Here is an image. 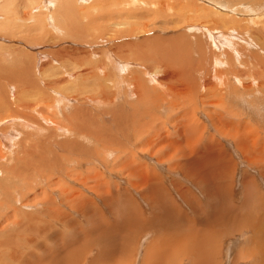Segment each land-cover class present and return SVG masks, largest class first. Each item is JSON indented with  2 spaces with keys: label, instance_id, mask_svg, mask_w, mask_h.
I'll return each mask as SVG.
<instances>
[{
  "label": "rangeland",
  "instance_id": "obj_1",
  "mask_svg": "<svg viewBox=\"0 0 264 264\" xmlns=\"http://www.w3.org/2000/svg\"><path fill=\"white\" fill-rule=\"evenodd\" d=\"M26 1H29V0H23V1L17 0L16 1L17 3H15L10 8L9 15H5V18H4L3 12H0V18H1L0 19V23H1L0 24V87H2L4 84L8 82H10L12 85L22 84V86L25 88L23 93L28 98L22 99L23 97L22 98L19 97L21 99L20 103H22V105H25L26 103L31 104V105L39 104L40 109H44V115H48L47 117H51V116L54 117L53 120H55L57 126H53L52 124L45 125L41 121H40L41 123L39 124L31 123L30 120H33L35 122L37 121V117H34V115L31 112L20 113L19 117L24 116V118H22L23 119L22 121L21 120L8 121L7 125L6 124L2 125L0 123V132L2 131L6 134L10 132V133L15 134V137H11V138L9 137V140H8L9 142L5 141V143H7V145L4 144L5 147L4 146L2 147V144L4 142L0 139V147H2L0 151L4 153V155L3 154L2 155L5 157L3 158V160L0 159V230L8 231V230H14L18 228V225L13 223V219H14V216L19 215L18 212L20 211H27L26 213H29L30 215L32 213L33 217L36 216V219L38 218L37 220H39V222L37 223L38 225L34 224V230L36 229V231L28 233L24 231L17 232L14 230L12 234L10 235L13 242H15V244L14 243L13 244L19 246L18 247L19 249L21 250L23 249L25 256L28 255V258L26 259L27 261L26 260L25 262L17 261L18 263L16 264H24V263L25 264H39L35 262L37 257L39 258V260H41L42 258L47 259L48 257L52 255H58V252H60L59 256H61L60 254H61V251L63 250L61 249V247L62 248L69 247L70 245L75 246L77 243H78L77 245L82 244L84 241L83 242L81 241L84 238L87 241H89L90 244L89 245L84 244L83 245L84 247L83 246L79 247L80 249L86 250L84 254L83 253L80 254L79 258L83 259V257H86L87 258L86 262H88L91 256L96 257L100 249L102 247L104 248V246L109 244V242H111L110 244L112 245L120 241L119 234L121 232V229L125 228L123 226V223L124 222L128 223L130 219H132V221L137 219V221L140 223L138 224V227H137V229L139 230V233H137L136 236L140 235L141 238L138 240L137 244L134 241L133 243L134 252L132 251V254L129 257V259L132 261V263L133 261H135L133 264H142L143 260L145 259V254H144L145 247L146 246L150 247V244L152 248V253L155 254L154 252V250L156 249L155 247H157L158 249L161 246L156 245L155 247H152V244L154 243V241H157L161 237V235L163 236V234L165 233L164 227L166 226L165 225L166 222H164L165 220L161 218L162 225L161 227L157 226L158 228L159 227L161 228V229L159 228L160 229L159 231L158 230L156 231L157 234L153 232L155 227L153 230H151L146 224L141 223L143 220H144V223L148 222L152 217L151 216L152 212L155 211L153 215L157 214L156 213L157 210L153 209L149 205V203L147 202V199H143V195L138 189H135L134 185H131L130 182H132L133 184H137L139 182L140 184V181H138L137 176H136L137 178L130 176L129 171H128L130 167L132 169L133 168H136V169L138 168V170L140 169L139 170L140 174L142 173V171L143 173H145L146 171L147 172L146 174L150 176L151 179L155 183H157V186L155 187V189L158 188L160 191L163 190L159 195H160V198L164 201V205L167 208H169L167 209V208L162 207L163 210L164 209L168 210L167 214L170 213L171 211L172 213H176L177 211H180V209L184 211H187L189 209L184 203V200L179 196L177 191L173 187H170L171 182L175 183L176 185L180 184V186L186 187V189L189 190V193H192V195H194L196 199L198 213L194 212L193 214H190L187 211V216L190 220H192L193 218L196 219L197 215H199L201 217L208 218V221H209L211 219V214H213L215 212L214 210L217 208L223 209L222 210L223 212L224 211L227 212L229 208H232L235 210L236 214L239 215V217L240 215H243V214L246 215L245 213H247L248 215L247 218H251L252 215H249V214L251 213L253 214L255 211L252 208L249 209V207L252 206L256 202L255 196L258 190L262 196V199L259 202L264 209V175L262 174L261 176V174L259 173V170H264L263 168H261V165H264V162H261L260 165L257 163L256 165L253 162L251 164L246 162L244 157H242L243 151H240L241 149L239 150V148L237 147L238 144L236 143V141H233L230 139V137H228L229 135H233V134L237 135V138H236L237 140L238 139L240 140V137H242L241 138L242 142L240 141V147H244V146L247 147L249 145L250 148L248 147L247 151L250 152V154L259 156L261 158L264 157V85L257 87V83H252L254 82L253 80L250 79L249 80L250 82L246 80V82H244L245 85L252 84L253 86L251 88L252 91L250 90L248 92L249 95L248 94L244 95L243 89H241V86L239 87L237 84L238 83L237 80L240 78L237 79L236 77L237 75L238 77H240L242 74H244L245 76L246 68L247 67L251 68L252 65L245 67V64L241 65L240 62H238L240 63L238 64L237 62L232 61L233 59H231L227 64H225V62H221V63H218L219 65L216 64V66H214L211 62V59H212L211 54L209 53L210 46L218 44L220 48L214 50L216 52L215 56L217 58L219 57V59H222L221 54L225 56L224 50L228 51L230 47L233 46V44L243 45L244 42H246L243 45L244 47H246V45L249 46L251 43H253L251 47L249 46L250 48L247 53V57L243 58L242 60H245L247 64H250L252 60H255V55H257L259 58L258 60L259 63L264 64V41L260 42V39L264 37V0H213V2L212 0H208V1L206 0L205 1L204 0H173V1L172 0H160L161 2L159 0H105V1L104 0H93L89 4L87 2L81 3L83 6V8L81 9H78L75 6H73V4L79 5L78 3H76V0L75 1L74 0H66V1H63V0L61 1L31 0L29 1V3ZM94 1L96 3H94ZM98 1L99 2L101 1L102 3H100L99 5L97 4ZM168 1L169 3L167 4ZM57 2L59 4H57ZM183 2H185V4ZM40 3L41 5H43L41 7L42 9L40 8L41 10L40 9L34 10L35 8L38 7ZM92 4H94L95 6ZM188 4H192V8L195 7L193 10L196 13L195 14L196 17L198 18H203L209 15L207 13V11H209V8H210V11L211 10L214 11L218 9L221 10L222 8V11L225 13H228L229 10H232V12L230 13L233 16L237 15L236 17L237 18L239 17L238 21L240 22L249 20L250 22L243 23V26L246 25L248 27V29L245 30V35L242 32H240V30L239 32L236 31L239 34V36L243 38V40H241L243 41V43L240 42L239 38L233 36L229 44V45L231 44L232 45L228 46L227 48V45L223 44L224 45L223 46L220 43V41L218 42L219 38L222 39L223 37L222 33H225L224 31H221L222 33H220V29L217 30L218 32H216V30L213 31L210 29L211 30L209 32L210 34H207L205 30L200 31L198 27H197L198 30H192L191 29L192 26H198V25L195 24V22L188 21V19L186 17H183L180 12L181 5L183 6V5H188ZM18 5H20V8H19L20 11L18 10ZM67 5H68V8H67ZM196 5H197V9H196ZM54 6H56L58 9L56 7L54 8ZM65 6L66 8H64ZM70 6L71 7L73 6V7L71 8ZM93 6L96 8H94ZM198 6H199V9H198ZM201 6H203L204 8ZM5 7L7 8V6ZM87 7L92 8L90 15H88ZM228 7L229 9H226ZM74 8H75V11H74ZM202 8H203V11H202ZM233 8H236V9H233ZM237 8L239 11L237 10ZM29 10L31 11L30 13H29ZM85 10H87V13ZM199 10H200V13H199ZM27 12L30 16L28 14L25 15V13ZM59 12L63 13V16L62 14L58 15L57 13ZM69 12H71L72 14L71 13L69 14ZM233 12L236 14H234ZM81 13L82 15L79 16ZM31 14H34V18L33 16H31ZM53 15H55V17ZM64 15L66 19L65 18L63 19ZM73 15H76V16H73ZM84 15H86L87 17L92 15L91 16L92 18L90 19L91 22L90 20L88 21V19H86V16L84 17ZM56 17H59L57 19L58 21L59 20L61 21L60 23L57 21V19H55ZM70 17H72L74 20H72V18ZM82 17L85 19H83ZM2 18H3V21H2ZM41 18L44 20H42ZM67 18L68 19L70 18V19L68 20ZM77 18L78 19L80 18L81 21H79ZM216 18L217 16L215 15V19ZM55 20L57 21V23H55L56 22ZM64 20H67V21H64ZM72 21L73 23L71 24ZM87 21H88V24H90V26H88ZM201 21L205 22L207 20L204 21L202 19ZM13 22L18 23L16 25H19V24L21 25H19L18 27L13 26L12 24ZM43 22H45L49 26V29L52 31V32L50 31V33L52 34L49 33L46 35L45 30H43L42 32L41 26ZM113 22L124 23V25L120 26L119 29L116 30V32H114L115 28L112 27ZM38 23H40L41 25ZM81 23L83 25L86 23L84 27H86L87 29L82 28L83 25ZM214 23L216 22L214 21ZM52 25L53 26L55 25V26L53 27ZM217 25H220L221 27H223L222 26L223 24L221 22H218ZM240 26L241 28H243L242 25ZM65 27H67L66 31L64 30ZM99 27L100 28L102 27L101 32H95V30L98 29ZM232 27L234 28L236 27L237 29V26H232ZM58 28H61V29H58ZM71 28L72 29L74 28L80 34L73 35L75 33L73 32L71 33V30H72ZM60 30H63L62 34ZM69 32L70 34H68ZM193 33L197 37H192L194 35ZM253 36L254 37L257 36V37L254 38ZM185 40H190L192 42L195 41V43L197 44V45L192 44V56H191V59L194 63V69H195V66H196V69L195 70L186 69V73L182 75L184 76V78L182 76L181 77L177 76L176 81L173 82L172 85H177V86L180 85L181 88L178 89L177 87H175L174 92L167 91V93H163L164 90H167L169 84L165 82L164 80L160 79V77L162 76V73H161L162 70L161 69H159V71L152 70L153 71L152 73L149 71L150 69L148 68L143 69V67L147 65L143 64V60L141 59V57L143 56L144 53L140 55V52H142L146 48H151L152 45L154 49L158 48V46L160 49H164V48H161L164 46H166L167 49H170L171 44H174L172 45L174 47H178V48L180 47V50H184L181 44L184 43ZM196 40L198 42H196ZM223 40H224V37H223ZM199 41H201V43ZM202 44L204 45L202 47L204 49L201 48ZM198 45H200L199 49L196 50V48H198ZM113 46H116V47L113 48ZM193 48L195 49V51L193 50ZM180 50H178L179 54L181 53ZM136 51L138 52V56H139L138 62L136 61L135 58H133V53H136ZM161 51L162 50H159L158 53H161ZM199 51L201 52L200 53L201 55L197 54ZM96 54H98V56ZM243 54H245V52H243ZM39 56H40V60H39ZM203 56H205V59ZM93 58H95V61ZM199 58H202L201 60H203V62H201ZM208 59L210 60V62L208 61ZM195 60L197 62L200 60L197 65H196ZM96 61H98V63H96ZM207 61L209 62L210 65L212 64V66H210ZM88 63H91V67H89ZM93 64H96V65H93ZM102 64L103 65L105 64L104 66H106V69H108L109 72L111 71L113 74L115 73L117 78L127 73L130 79H133V81L131 82L132 84L130 83L128 87L125 84H122L121 86L118 85L117 88H119V91L125 92V89H128L131 92L136 91L137 93L140 91L138 97L133 96V98H130V97H126V95H121V98H116L113 101L110 99V97L112 96L111 98H113L112 90L114 89L102 91L108 94L109 99L111 100L110 102H112L114 105V108L112 107L113 105L111 106L105 105L106 107L99 106L101 110H103V117L98 112V109H97L99 108L98 105L91 103L87 99L89 97L95 98V96L98 94L96 91H94V89L89 88V90H84V91H88L87 93L90 92L91 93L90 96L88 94L79 95L78 93H74L73 90H71L70 88L68 89V85H65L63 83V81L66 80L70 82L71 84L72 83L75 84V86L77 87V84L75 83L76 80L79 81L80 79H84L83 77L85 76L84 74H86V72H91V69H92V73L93 72L98 73L97 71H99V69L95 66L100 67L102 66ZM127 64L128 66H126ZM150 64L151 65L149 66L151 67L155 66L153 62H151ZM212 67L215 69L217 68L216 71ZM93 68H96V69H93ZM240 68L242 69L240 70ZM193 70L194 72H192ZM207 73L210 75H208ZM191 74L193 75V77L194 76H197V77L193 79ZM150 75H152L151 77H153L154 79L158 80L156 81L157 83L159 84L161 83L160 89L158 87L154 91L153 86H152V84L154 85V83L151 82ZM186 75H189L190 77ZM101 76L103 77V75ZM68 79L71 80L72 82L69 81ZM262 79L264 80L263 76H262ZM33 81H35V83ZM240 81L242 82L241 79ZM68 82H65V83H68ZM135 82L136 84H134ZM117 83H118V79H117ZM187 83L192 85L193 88H189L186 85ZM235 84H237L238 87ZM48 85L50 86L52 85L53 91L48 90L47 88ZM228 85H229V88H228ZM140 86L142 88H140ZM212 86L213 88H211ZM233 86H236V87H233ZM205 87L206 88L210 87L211 89L209 88L207 90ZM136 88L138 89V91L136 90ZM218 88L220 90H218ZM140 89H143L142 90L143 92ZM184 89H186L188 92H191V94L190 95L187 93L183 94ZM176 90H178L179 93ZM212 90L213 91L216 90V91L213 92ZM0 91H1L0 97L3 100L1 98L0 99L2 101L6 99V101L7 100L10 101V103L14 102L12 100L15 97L13 92H9L5 86H3L2 89L0 88ZM136 92L135 94L138 95ZM193 92H194V95H193ZM6 93L9 95H6ZM155 93L164 95L165 97H162L164 99L160 100V99L154 98V100H151L150 98ZM218 94L220 95L223 94L224 96H220ZM176 95H179V97H177ZM192 95L195 96L196 99ZM201 97H203V99ZM192 101H194V103ZM219 103H221L220 105L223 104L224 107H220L218 105ZM49 106L56 107L54 108L56 111L53 108L52 110L50 109L46 110L49 108ZM224 109L234 111L233 117H226L232 114H226V111H224ZM105 112L107 113L105 114ZM30 113L32 115L31 117L29 115ZM130 113L132 115H135L136 117H130L131 116ZM6 114L9 116L10 114H16V113L14 111V108L12 109V107L8 108L7 110L5 108H0V117L1 118L6 117L7 116ZM53 114L54 115L56 114V116H54ZM64 116H68V117L65 119ZM138 116H141V117H138ZM29 118L31 119L29 120ZM69 119H70V122H69ZM133 119L134 120L136 119V120L134 121ZM220 121H222L221 124L217 125L216 122H220ZM24 122H28L30 125H33L34 127L33 128L24 127ZM82 122H86L85 125H82V128H80L79 126L81 131H83L82 137L84 138V140H81L79 138H78L79 140L77 139L79 134H77V136L76 135L74 136L73 134H70V133L64 134L61 131H57L56 129V128L62 129L63 127L66 126V123L67 124L74 123L75 125H78ZM214 123H215V126H214ZM104 126H106V129L103 128ZM223 126L224 128L227 127L228 132L224 131ZM231 127H236L237 129H239L240 131L239 135ZM68 128H69V131H71L69 125H68ZM251 128L255 129L252 133L249 132V129ZM46 129H47V132H46ZM87 130L89 131L87 132ZM201 130H203V132ZM190 131L195 134H190L189 133ZM195 131H197V134ZM90 133L92 135L97 134L96 135L97 139L101 137L103 139L102 133L106 134L107 137H105L104 140H107L110 137L111 138L110 140L112 139L118 140V143L120 142V139L113 138V136L120 137V135L128 133L134 137H131L132 139L130 143L126 145L127 147L121 146L119 144L118 145L113 144L114 140L109 141V143L107 144V149L109 150L106 149L104 151V146L97 147L95 143L96 138H93V136L90 135ZM141 135L143 136L141 137ZM221 135L225 136L226 139L223 138ZM57 136L58 138L56 139L55 137ZM246 136L248 139L246 138L244 139V137ZM251 136L253 138H251ZM62 140H66L64 145L57 143ZM184 140L185 142H183ZM252 140L256 142L255 146H252L253 144ZM172 141L177 142V144L172 146L171 145ZM244 141L245 143H243ZM150 142L153 145H150ZM175 142H172V144ZM241 143H243L244 145ZM145 144L146 146H144ZM156 144L159 147H157ZM10 145H11V148H10ZM186 146L188 150L186 149ZM204 146H206L208 149L210 148V150L209 151L206 150ZM94 147H96L95 152L94 150H92V148ZM194 147L196 149L195 154H191V152L192 153L194 152ZM77 148L79 150H76ZM170 148L172 149L171 153L169 151L171 150ZM197 149L201 151L200 152L201 154L205 155L207 153H210V155L213 157L214 160L212 158L210 159L211 161L209 160L211 163L210 165L212 166V167H209V169L211 168L210 170H212V168H217V169L221 168L224 170V171L223 170L221 171L223 175L222 177L218 178L217 180L212 181V182L217 181L216 183L219 185V188L222 189L223 187L225 189L224 194L221 193V195L224 197H221L220 207L217 206L218 200L220 199L218 195L213 196L214 194L203 193L207 191L208 189L207 186L199 184V183L198 184L201 186L194 184L193 180L185 178L182 175L181 170L179 169H175L174 171L175 173L168 171L167 165H171V160L176 161L175 159L178 158L181 161L182 158H184L183 161H188L190 154L193 158H195L196 154H199V153H196ZM63 150H65L64 153H63ZM120 150L123 151V155L121 154ZM257 150L259 151V154ZM107 151L109 152L111 151L112 155H110V153H107V154L105 153L107 155L106 156L104 152H107ZM168 151L170 154L168 153ZM182 151L184 152V155ZM173 152L175 153V155ZM177 153H180V155ZM14 154H16V156H14ZM81 154L83 155L81 156ZM164 155H167L168 158L164 157L166 159L162 161V159H164L163 158ZM176 155H179V157ZM122 156L124 158H122ZM160 156L162 159L160 158ZM76 158H78V160ZM157 158H159L158 160H161L159 161L161 163L156 162ZM123 159L124 160L130 159V163L128 164L129 167L128 165H125L123 163L122 161ZM193 160H189V161H193ZM131 162L134 163L136 166L139 164L138 166L140 167L138 166L136 167ZM42 164L43 165L45 164V165L42 166ZM73 165L76 168V170H74ZM64 167L65 168L67 167L66 169L68 171L64 169ZM117 168L118 170L116 171ZM11 169H14L15 172H17L16 175L14 176L11 175ZM108 169L109 170L111 169V171L109 172ZM209 169L207 170L209 171ZM81 170L83 171V173L81 172ZM88 170L89 171L91 170V172H89L90 174L87 172ZM70 172L71 173L74 172V173L71 175ZM213 173H215V171ZM228 173H230L231 176L228 175ZM74 174H76L75 175L76 177L73 176ZM157 174L160 175L161 177L158 178ZM77 175H79L80 178H77L79 177ZM94 175H96L98 177V181H100L99 183L97 182L99 184V188L102 191L108 190L109 192L108 194H106L107 192H103L106 198V202H104V200L100 198L99 199L97 197L94 198V199L97 198L96 200H94L96 207L95 209L89 210V213L82 215L80 213L73 211L69 207H62L60 212L64 217H66V221L65 222L64 221L55 222L54 219L51 218L52 219L51 220L46 215L44 216V213L46 212L41 213L38 207H34L33 202L36 199H39L40 200L39 202L42 203L41 201L42 192L44 195L53 196V199L55 200V198L56 199L58 198L59 193L61 191L70 189V190H73L74 192L82 194L83 197L81 201H83L84 199H88V198L92 199L93 196L90 193L88 186L90 185L93 186L95 184L96 181L94 179ZM226 175L227 177H225ZM64 176L66 177V179ZM88 177L91 178L92 180L89 179ZM60 180L63 182H61ZM38 182L41 183L42 185L39 184ZM80 182H81V186L78 185L80 184ZM32 183L34 187L30 188ZM52 185L54 187H52ZM210 186H209L208 191L211 190ZM46 187L48 188L49 191L47 190ZM85 187H87V189ZM203 187L205 188L207 187V188L204 190ZM27 188H30V189H27ZM243 189L244 191L242 192ZM252 191L254 192L253 194H252ZM23 192L25 193V195ZM209 193H211V191ZM36 195H38L39 198L35 197ZM247 195L248 196L250 195V196L248 197ZM17 198L19 199V204H17L19 211L15 210V206L13 207ZM248 198H251L252 200ZM120 199L121 200L124 199L125 201L124 200L121 201ZM253 199H254V202H253ZM23 202L26 204H24ZM125 202L127 203L125 204ZM172 203L175 205L174 210L170 209V205ZM242 204L248 210V212L246 209L243 210ZM24 205H27V206H24ZM124 207L126 211L124 210ZM227 208L228 210H226ZM124 211L128 212L129 214L128 213L125 214ZM123 212H124V215H123ZM30 215L26 216L29 218H24L25 215L24 216L22 215L23 223L26 220L28 222H31V221L33 222V220L30 218ZM158 215L161 216V212H158ZM263 216H264V211H263ZM217 221H218L217 219L213 221L214 224L212 225V227H214L216 241L212 239V242H211L212 244H214L213 246H215L213 250L215 251V253L217 252L219 248V251L217 252L218 255L216 253L214 256L215 262L217 261L219 264H254L255 262L253 261H256L257 264H264V258L257 256V249L259 248V250L264 251V244L259 245L258 248L252 247L250 246V244L247 245L246 243L243 245V243L245 242L243 240L245 239L243 238L244 235H241L240 233H232V231H229L231 229L230 228L231 226H229L230 224H228L229 227L228 226L225 227L221 224H216ZM46 225H48L49 227ZM97 225L98 227H96ZM217 225H220L223 227L218 228ZM261 225H263V223H261ZM35 226H37L38 228ZM157 227L156 229H158ZM96 229H100V230L103 229L102 231L105 232V234L108 236H103L102 238H99L100 236H98V233L100 231H98L97 234L92 235L93 231H96ZM261 229L263 230L264 226H262ZM42 230L45 232L43 233ZM47 230L49 234L47 233ZM220 231H224V232L220 233ZM176 232H177L176 230L173 231V233H176ZM250 232H251V229L247 228L246 233L244 234H247V235L252 234ZM46 233L48 237L45 235ZM29 234L30 235L32 234V235L30 236ZM154 234L156 235L154 236ZM33 235L34 237H32ZM110 236H113V238L115 239H111ZM156 236L158 237L156 238ZM26 237L32 238V240L34 239L36 243L35 244L32 243L34 245L31 244L27 247L26 243L24 242V239ZM106 237H108L109 242H107ZM147 239H149L150 241ZM188 246L191 247L193 245L190 244ZM188 246H186L187 250H190ZM250 247H251V250L250 249L248 250V248ZM94 248L96 250H94ZM87 249L88 250L91 249V251L93 249V251L92 252L90 251L89 254H86L88 252ZM160 249H161L159 251L160 254L158 255V258H160V260L158 261L156 260V262L164 260L165 258L161 251L167 252L169 250V248L168 250H165L162 248ZM173 249L174 248H172V250ZM2 250L5 251L6 249L2 248ZM48 250L52 251V252L50 251V253H52L51 255H48ZM177 258H174L172 262H176V261L182 262L183 258L181 257H179L178 259ZM251 258H254V259H251ZM1 259H2L1 262L10 264L6 256H2ZM116 261L118 262L119 260H116ZM182 264H187V260H185Z\"/></svg>",
  "mask_w": 264,
  "mask_h": 264
},
{
  "label": "bare ground",
  "instance_id": "obj_2",
  "mask_svg": "<svg viewBox=\"0 0 264 264\" xmlns=\"http://www.w3.org/2000/svg\"><path fill=\"white\" fill-rule=\"evenodd\" d=\"M17 0H0V12H3V14H4V18H5V15H9V10H10V8L15 4V3H17L16 2ZM23 1V0H22ZM29 1H31V0H29ZM29 1H26V2H28L29 3ZM43 1V0H42ZM46 1V0H45ZM52 1V0H51ZM56 1H61V0H56ZM63 1H66V0H63ZM75 1V0H74ZM93 0H76V3H78L79 5H74L73 4V6H75L76 8H78V9H81V8H83V6H82V4L81 3H83V2H87L88 4L90 3V2H92ZM105 1V0H104ZM160 1V0H159ZM158 1V2H159ZM173 1V0H172ZM205 1V0H204ZM206 1H208V0H206ZM33 2V1H32ZM31 2V3H32ZM72 2V1H71ZM80 2V3H79ZM161 2V1H160ZM164 2V1H163ZM162 2V3H163ZM186 2V1H185ZM185 2H183L184 4H185ZM212 2H213V0H212ZM220 2V1H219ZM70 3V2H69ZM73 3V2H72ZM71 3V4H72ZM94 3H96L95 1H94ZM100 3H102L101 1L99 2H97V4H99L100 5ZM104 3V2H103ZM161 3V4H162ZM169 3V1L167 2V4ZM214 3H215V1H214ZM57 4H59L58 2H57ZM57 4H56V6H57ZM164 4V3H163ZM166 4V3H165ZM196 4H197V2H196ZM222 4V3H221ZM235 4V3H234ZM17 5V4H16ZM21 5H23V4H21ZM92 5H94V4H92ZM173 5V4H172ZM238 5V4H237ZM5 6H7V8L5 7ZM37 6V5H36ZM43 5H41V3L38 5V7L37 8H35L34 10H36V9H40L41 7H42ZM56 6H54V8L56 7ZM60 6V5H59ZM64 6V5H63ZM72 6V7H73ZM95 6V5H94ZM93 6V7H94ZM98 6V5H97ZM195 6V5H194ZM200 6V5H199ZM199 6H198V9H199ZM206 6V5H205ZM245 6V5H244ZM22 7H24V6H22ZM35 7V6H34ZM71 7V6H70ZM71 7V8H72ZM85 7V6H84ZM201 7H203V6H201ZM234 7V6H233ZM246 7V6H245ZM6 8V9H5ZM19 8H20V5H18V10H19ZM57 8V7H56ZM61 8V7H60ZM64 8H66V6L64 7ZM67 8H68V5H67ZM94 8H96V7H94ZM195 8V7H194ZM194 8H192V4H188V5H181V9H180V12H181V14H182V16L183 17H186L187 19H188V21H190V22H195V24H197L198 26H192L191 27V29L192 30H200V31H206L207 32V34H210L209 32L211 31V30H216V32H218L217 30L218 29H220V33H222L221 31H224L225 33H222L223 34V37H224V40H223V37H222V39H218V42L220 41V43L223 45V44H225V45H227V48H228V46H231V45H229L230 44V41H231V39H232V37L233 36H235V37H237V38H239L240 39V42L241 43H243V41H241V40H243V38L241 37V36H239V34L236 32V31H238L239 32V30H240V32H242L244 35H245V30L246 29H248V27L245 25V26H243V23L245 22V23H248V22H250L249 20H245V21H242V22H240V21H238V18L236 17L237 15H235V16H233L230 12H232V10H229L228 11V13H225V12H223L222 11V8H221V10L220 9H218V10H214L213 8V10L214 11H210V8H209V11H207V13L209 14V15H207V16H205V17H203V18H198V17H196V13L194 12ZM204 8V7H203ZM203 8H202V11H203ZM231 8V7H230ZM241 8V7H240ZM28 9H29V7H28ZM42 9V8H41ZM40 9V10H41ZM58 9V8H57ZM78 9H77V11H78ZM87 9H88V15H90V13H91V11H92V8H90V7H87ZM196 9H197V5H196ZM207 9H208V7H207ZM226 9H229V7L228 8H226ZM233 9H236V8H233ZM39 10V11H40ZM56 10V9H55ZM62 10V9H61ZM65 10V9H64ZM73 10V9H72ZM97 10V9H96ZM237 10H238V8H237ZM20 11V10H19ZM46 11V10H45ZM74 11H75V8H74ZM86 11V13H87V10H85ZM239 11V10H238ZM25 12V11H24ZM23 12V13H24ZM31 11L29 10V13H30ZM53 12V11H52ZM94 12V11H93ZM254 12H255V10H254ZM68 13V12H67ZM71 12H69V14H70ZM76 13H78V12H76ZM199 13H200V10H199ZM234 13V12H233ZM238 13V12H237ZM249 13V12H248ZM28 14V12L27 13H25V15H27ZM58 15L59 14H62V16H63V13H57ZM72 14V13H71ZM94 14V13H93ZM203 14H205V13H203ZM234 14H236V13H234ZM258 14V13H257ZM29 15V14H28ZM55 15H56V13H55ZM55 15H53L54 17H55ZM82 15V13L79 15V16H81ZM215 15L217 16V18L215 19ZM30 16V15H29ZM31 16H33V18H34V14H31ZM51 16V15H50ZM52 16V17H53ZM69 16V15H68ZM72 16V15H71ZM73 16H76V15H73ZM86 15H84V17H85ZM92 16V15H91ZM91 16H89V17H87L86 16V19H88V21L92 18ZM200 16V15H199ZM241 16V15H240ZM10 17H12V16H10ZM36 17V16H35ZM38 17V16H37ZM60 17V16H59ZM59 17H56L55 19H57V18H59ZM78 17V16H77ZM66 19V17H65V15H64V17H63V19ZM70 18H72V17H70ZM69 18V19H70ZM76 18V17H75ZM83 18V17H82ZM1 19V18H0ZM42 19V18H41ZM53 19V18H52ZM68 19V18H67ZM68 19V20H69ZM78 19V18H77ZM83 19H85V18H83ZM207 20V21H205V22H203V21H201V20ZM210 19V20H209ZM42 20H44V19H42ZM54 20V19H53ZM72 20H74L73 18H72ZM79 21H81V19L79 18L78 19ZM2 21H3V18H2ZM16 21V20H15ZM56 21V20H55ZM57 21H58V19H57ZM57 21L55 22V23H57ZM64 21H67V20H64ZM78 21V22H79ZM88 21H87V24H88ZM214 21L218 24V22H221L223 25V27H221L220 25H217L216 23H214ZM18 22V21H17ZM20 22V21H19ZM34 22V21H33ZM59 23L61 22L60 20L58 21ZM90 22H91V20H90ZM21 23V22H20ZM35 23V22H34ZM54 23V24H55ZM73 23V21L71 22V24ZM84 23V22H83ZM93 23V22H92ZM211 23V24H210ZM1 24V23H0ZM13 24V26H16V27H18L19 25H21V24H19V25H16V24H18V23H16V22H13L12 23ZM38 24H40V23H38ZM69 24V23H68ZM76 24V23H75ZM82 24V23H81ZM41 25V24H40ZM83 25V24H82ZM81 25V26H82ZM84 25H86V23L84 24ZM84 25L82 26V28H86V27H84ZM93 25V24H92ZM124 25V23H118V22H113V24H112V27H114L115 28V31L114 32H116V30H118L119 29V27L120 26H123ZM126 25V24H125ZM131 25V24H130ZM240 25H242V27L243 28H241V26ZM27 26V25H26ZM53 26V25H52ZM55 26V25H54ZM53 26V27H54ZM75 26V25H74ZM88 26H90V24H88ZM87 26V27H88ZM232 26H237V29H236V27L234 28V27H232ZM58 27V26H57ZM67 27H69V26H67ZM67 27H65L64 28V30L66 31L67 29ZM197 27H198V29H197ZM31 28V27H30ZM33 28H34V26H33ZM37 28V27H36ZM36 28H35V30H36ZM89 28V27H88ZM100 28V27H99ZM96 29L95 30V32H101V28L100 29ZM207 28V29H206ZM22 29V28H21ZM32 29V28H31ZM40 29V28H39ZM58 29H61V28H58ZM69 29V28H68ZM72 29V28H71ZM87 29V28H86ZM90 29H91V27H90ZM211 29V30H210ZM20 30V29H19ZM41 30H42V32H43V30H45V33H46V35L47 34H49L50 33V29H49V26L45 23V22H43L42 23V26H41ZM104 30V29H103ZM29 31V30H28ZM40 31V30H39ZM53 31H54V29H53ZM62 31L63 30H60V32H61V34H62ZM52 32V31H51ZM56 32H58V31H56ZM75 33V34H73V35H78V34H80L78 31H76L74 28L71 30V33ZM93 33V32H92ZM204 33V32H203ZM234 33V34H233ZM260 33V32H259ZM50 34H52V33H50ZM55 34V33H54ZM64 34V33H63ZM68 34H70V32L68 33ZM194 34V33H193ZM56 35V34H55ZM82 35V34H81ZM107 35V34H106ZM113 35V34H112ZM63 36V35H62ZM83 36V35H82ZM93 36V35H92ZM260 36H261V34H260ZM192 37H197L195 34L192 36ZM254 37V36H253ZM257 36H255L254 38H256ZM263 37V36H262ZM82 38V37H81ZM79 39V38H78ZM196 39V38H195ZM195 39H193V40H195ZM212 39V38H211ZM258 39V38H257ZM78 41H80V40H78ZM245 41V40H244ZM264 41V37L262 38V39H260V42H263ZM69 42V41H68ZM176 42H178V41H176ZM175 42V43H176ZM182 42H184V41H182ZM196 42H198L197 40H196ZM200 43H201V41H199ZM70 43V42H69ZM83 43V42H82ZM246 42H244V44H245ZM251 43V42H250ZM142 44V43H141ZM164 44V43H163ZM179 44V43H178ZM178 44H177V46H178ZM192 44H196L195 43V41L194 42H192V41H190V40H185V42L184 43H182L181 45H182V47H183V49L184 50H180V47L178 48V47H174V46H172V45H174V44H171V46H170V49H167L166 48V46H164V47H161V48H164V49H160L159 48V46H158V48H156V49H154L153 48V45H152V47L151 48H146V49H142L143 51L142 52H140V55L142 54V53H144L143 54V56L141 57V59L143 60V64H145V65H147V66H144L143 67V69H146V68H148V69H150L149 71L150 72H152L153 73V71L152 70H158L159 71V69H161L162 70V76L160 77V79H162V80H164L165 82H167L169 85H168V88H167V90H164L163 91V93H167V91H170V92H174V88L175 87H177L178 89L179 88H181V86L180 85H172V83L173 82H175L176 81V78H177V76L178 77H181L182 75H184L185 73H186V69H194V63H193V61H192V59H191V56H192ZM199 44V43H198ZM243 44V45H244ZM258 44V43H257ZM89 45V44H88ZM150 45V44H149ZM197 45V44H196ZM243 45H234L233 44V46H231L230 47V49L227 51V50H224V52H225V56H223L222 54H221V56H222V59H219V57L217 58L216 56H215V54H216V52L214 51L215 49H218V48H220V46L218 45V44H216V45H211L210 46V54H211V62H212V64L214 65V66H216V64H218V63H221V62H225V64H227L231 59H233L232 61H234V62H240L241 63V65L243 64H245V67H247V66H250V65H252L251 66V68H249V67H247L246 68V73H245V76H244V74H242L240 77H238V75H237V79L238 78H240L241 80H242V82L240 81V79H238L237 80V84H238V86L240 87L241 86V89H243V93H244V95H249V91L251 90V88H252V84L251 85H245V83L244 82H246V80H253L254 82H252V83H257V87H260V86H262V85H264V80L262 79V76H263V78H264V64H261V63H259V58H258V56L257 55H255V60H252L251 62H250V64H247V62L245 61V60H242L243 58H245V57H247V53H248V51H249V48L251 47V45H253V43H251L249 46L248 45H246V47H244ZM81 46H82V44H81ZM105 46V45H104ZM119 46V45H118ZM138 46V45H137ZM199 46L200 45H198V48H196V50L197 49H199ZM204 45L202 44V46H201V48L203 47ZM224 46V45H223ZM116 46H113V48H115ZM168 47H169V45H168ZM173 47V48H172ZM197 47V46H196ZM233 47V48H232ZM118 48V47H117ZM140 48V47H139ZM172 48V49H171ZM95 49V48H94ZM106 49V48H105ZM202 49H204V48H202ZM224 49V48H223ZM96 50V49H95ZM113 50V49H112ZM159 50H162L161 51V53H158V51ZM178 50H180L181 51V53L179 54V52H178ZM193 50L195 51V49L193 48ZM258 50V49H257ZM83 52V51H82ZM197 52V51H196ZM207 52V53H208ZM243 52H245V54H243ZM88 53V52H87ZM201 52L199 51L197 54H200ZM202 53H203V51H202ZM205 53V52H204ZM68 54V53H67ZM90 54H91V52H90ZM93 54V53H92ZM206 54V53H205ZM59 55V54H58ZM97 56H98V54H96ZM102 55V54H101ZM100 55V56H101ZM201 55V54H200ZM199 55V56H200ZM202 55H204V54H202ZM57 56V55H56ZM55 56V57H56ZM85 56V55H84ZM104 56V55H103ZM210 56V55H209ZM234 56V57H233ZM38 57V56H37ZM58 57V56H57ZM194 57V56H193ZM204 57V59H205V56H203ZM202 57V58H203ZM59 58V57H58ZM89 58V57H88ZM107 58V57H106ZM133 58H135L136 59V61L138 62V60H139V56H138V52L136 51V53H133ZM196 58V57H195ZM202 58H199L200 60L202 59ZM209 58V57H208ZM47 59H49V58H47ZM66 59V58H65ZM94 59V61H95V58H93ZM97 59V58H96ZM105 59V58H104ZM197 59V58H196ZM39 60H40V56H39ZM67 60V59H66ZM101 60V59H100ZM199 60V61H200ZM63 61V60H62ZM93 61V62H94ZM99 61V60H98ZM98 61H96V63H98ZM196 61V60H195ZM198 61V62H199ZM205 61V60H204ZM208 61L210 62V60L208 59ZM207 61V62H208ZM245 61V62H244ZM261 61V60H260ZM40 62V61H39ZM43 62V61H42ZM92 62V63H93ZM101 62V61H100ZM151 62H153L154 63V65L155 66H153V67H151V66H149V65H151L150 63ZM198 62L196 61V65L198 64ZM201 62H203V60H201ZM209 62H208V64H209ZM53 63V62H52ZM64 63V62H63ZM149 63V64H148ZM206 63V62H205ZM236 63V64H237ZM240 63H238V64H240ZM207 64V65H208ZM212 64L210 65V66H212ZM231 64V63H230ZM59 65V64H58ZM88 65H89V67H91V63H88ZM87 65V66H88ZM93 65H96V64H93ZM105 65V64H104ZM103 64H102V66H95V67H97L98 69H99V71H97L98 73H95V72H93L92 73V69H91V72H86V74H84L85 76H83L84 77V79H80L79 81H75V83L77 84V87L75 86V84H71L70 82H68V81H66V80H64L63 81V83L65 84V85H68V89L70 88L71 90H73V92L74 93H78L79 95L80 94H88L89 96L91 95V93L89 92V93H87L88 91H84V90H89V88H92V89H94V91H96L98 94L95 96V98H91V97H89V98H87L88 99V101H90L91 103H93V104H95V105H98V107L100 106V107H103V106H105V105H107V106H111V105H113V103L112 102H110L111 100L113 101L114 99H116V98H121V95H126V97H130V98H133V96H136V97H138L139 96V93H140V91L137 93L136 91V93L138 94V95H136L135 94V92L133 91V92H131V91H129L128 89H125V92H122V91H119V88H117V86L119 85V86H121L122 84H125L127 87L129 86V84L133 81V79H130V77H129V75L127 74V73H125V74H123L122 76H120V77H116V75H115V73L113 74L111 71L109 72V70L108 69H106V66H104ZM138 65H139V63H138ZM219 65V64H218ZM221 65V64H220ZM68 66V65H67ZM86 66V65H85ZM108 66V65H107ZM126 66H128V64L126 65ZM203 66V65H202ZM94 67V66H93ZM110 67V66H109ZM204 67V66H203ZM206 67H208V66H206ZM206 67H205V69H206ZM220 67V66H219ZM218 67V68H219ZM231 67H233V66H231ZM244 67V66H243ZM111 68V67H110ZM114 68V67H113ZM201 68V67H200ZM213 68V67H212ZM212 68H211V70H212ZM222 68V67H221ZM220 68V69H221ZM93 69H96V68H93ZM124 69V68H123ZM195 69H196V66H195ZM194 69V70H195ZM199 69V68H198ZM213 69H215V68H213ZM217 69V68H216ZM216 69H215V71H216ZM223 69V68H222ZM242 68H240V70H241ZM194 70L192 71V72H194ZM200 70V69H199ZM204 70V69H203ZM208 70V69H207ZM227 70V69H226ZM233 70V69H232ZM235 70V69H234ZM191 71V70H190ZM201 71V70H200ZM214 71V72H215ZM218 71V70H217ZM236 71V70H235ZM245 71V70H244ZM38 72V71H37ZM129 72V71H128ZM219 72V71H218ZM233 72V71H232ZM188 73V72H187ZM223 73V72H222ZM44 74H45V72H44ZM134 74V73H133ZM158 74V73H157ZM156 74V75H157ZM194 74V73H193ZM202 74V73H201ZM208 74V73H207ZM219 74V73H218ZM225 74V73H224ZM235 74V73H234ZM38 75H39V73H38ZM68 75V74H67ZM101 75H103V77L101 76ZM131 75V74H130ZM190 75V74H189ZM189 75H186V76H189ZM192 75V74H191ZM205 75V74H204ZM208 75H210V74H208ZM230 75V74H229ZM152 75H150V80H151V82L152 83H154V85L152 84V86H153V89H154V91L156 90V88H158L159 87V89L161 88L160 87V84L159 83H157L156 81H158L157 79H154L153 77H151ZM201 76H203V75H201ZM183 78H184V76H182ZM190 77V76H189ZM192 77H193V75H192ZM195 77H197V76H194L193 77V79L195 78ZM209 77V76H208ZM222 77V76H221ZM224 77H225V75H224ZM228 77V76H227ZM226 77V78H227ZM82 78V77H81ZM200 78V77H199ZM234 78V77H233ZM45 79V78H44ZM69 79H71V78H69ZM68 79V80H69ZM117 79H118V83H117ZM138 79V78H137ZM192 79V78H191ZM208 79V78H207ZM206 79V80H207ZM210 79V78H209ZM229 79V78H228ZM32 80V79H31ZM199 80V79H198ZM197 80V81H198ZM211 80V79H210ZM221 80V79H220ZM44 81V80H43ZM69 81H71V80H69ZM138 81V80H137ZM178 81V80H177ZM181 81V80H180ZM196 81V82H197ZM200 81V80H199ZM208 81V80H207ZM218 81V80H217ZM28 82V81H27ZM26 82V83H27ZM34 83H35V81H33ZM40 82H42V81H40ZM51 82V81H50ZM65 82H68V83H65ZM72 82V81H71ZM139 82V81H138ZM250 82V81H249ZM140 83V82H139ZM181 83V82H180ZM179 83V84H180ZM195 83V82H194ZM204 83V82H203ZM202 83V84H203ZM213 83V82H212ZM222 83V82H221ZM29 84V83H28ZM132 84V83H131ZM134 84H136V82L134 83ZM138 84V83H137ZM215 84V83H214ZM217 84H219V83H217ZM237 84H235L236 86H237ZM139 85V84H138ZM144 85V84H143ZM163 85V84H162ZM189 88H193V86L192 85H190V84H186ZM232 85V84H231ZM230 85V86H231ZM3 86H5L6 88H7V90L9 91V92H13V94H14V98L12 99L14 102H12V103H10V101H6V99L4 100V101H2L1 99H0V108H5L6 110L8 109V108H11L12 107V109L14 108V111H15V113L16 114H10L9 116L7 115L6 117H0V123L2 124V125H4V124H6L7 125V123H8V121H14V120H23L22 118H24V116L23 117H19V114L20 113H24V112H31L33 115H34V117H37V121L35 122V121H33V120H30L31 118H29V120L31 121V123H44L45 125L47 124V125H53V126H57L56 125V122H55V120H53L54 119V117H47L48 115H44V109H40V106H39V104L38 105H35V104H25V105H22V103H20V101H21V99L20 98H22V99H25V98H28L27 96H25L24 95V87L22 86V84L21 85H12L10 82H8V83H6V84H4ZM2 86V87H3ZM180 86V87H179ZM201 86V85H200ZM207 86V85H206ZM236 86H233V87H236ZM237 86V87H238ZM2 87H0L1 89H2ZM54 87H55V85H54ZM64 87V86H63ZM62 87V88H63ZM105 87V88H104ZM136 87V86H135ZM139 87V86H138ZM143 87H145V86H143ZM186 87V86H185ZM195 87V86H194ZM208 87V86H207ZM47 88H48V90H51V91H53L52 89H53V87H52V85L50 86V85H48L47 86ZM67 88V87H66ZM104 88V89H103ZM117 88V89H116ZM140 88H142L141 86H140ZM203 88V87H202ZM206 88V87H205ZM210 88V87H209ZM209 88H206L207 90L209 89ZM211 88H213V86L211 87ZM210 88V89H211ZM215 88V87H214ZM228 88H229V85H228ZM112 89H114V90H112ZM134 89V88H133ZM187 89V88H186ZM186 89H184V92H183V94H185V93H187V94H191V92H188ZM195 89V88H194ZM104 90H112V94H113V98H111L110 97V99H109V96H108V94H106V93H104V92H102V91H104ZM136 90L138 91V89L136 88ZM141 91L143 90V89H140ZM201 90V89H200ZM214 90V89H213ZM212 90V91H213ZM218 90H220L219 88H218ZM223 90V89H222ZM93 91V92H94ZM178 93H179V91L178 90H176ZM216 91V90H215ZM215 91H213V92H215ZM230 91V90H229ZM228 91V92H229ZM252 91V90H251ZM1 92V91H0ZM143 92V91H142ZM198 92V91H197ZM227 92V91H226ZM178 93H176V94H178ZM201 93V92H200ZM225 93V92H224ZM13 94H12V96H13ZM112 94H110V95H112ZM172 94H174V93H172ZM197 94V93H196ZM216 94V93H215ZM229 94V93H228ZM6 95H9V94H7L6 93ZM193 95H194V92H193ZM192 95V96H193ZM218 95H220V94H218ZM235 95V94H234ZM239 95H240V93H239ZM242 95V94H241ZM11 96V95H10ZM11 96V97H12ZM177 97H179V95H176ZM220 96H224L223 94L222 95H220ZM20 97V98H19ZM49 97V96H48ZM162 97H165L164 95H160V94H154L150 99L151 100H154V98L155 99H160V100H162V99H164V98H162ZM180 97H181V95H180ZM186 97V96H185ZM193 97H195V96H193ZM212 97V96H211ZM42 98V97H41ZM167 98V97H166ZM184 98V97H183ZM182 98V99H183ZM202 99H203V97H201ZM214 98V97H213ZM235 98V97H234ZM11 99V98H10ZM195 99H196V97H195ZM199 99V98H198ZM201 99V100H202ZM67 100V99H66ZM213 100H215V99H213ZM234 101V100H233ZM243 101V100H242ZM247 101V100H246ZM79 102V101H78ZM193 103H194V101H192ZM199 102H201V101H199ZM217 102V101H216ZM237 102V101H236ZM33 103H34V101H33ZM37 103H38V101H37ZM57 103H58V101H57ZM226 103V102H225ZM115 104V103H114ZM221 103H219L218 105L220 106V107H224L223 106V104L222 105H220ZM251 104V103H250ZM54 105V104H53ZM59 105V104H58ZM194 105V104H193ZM192 105V106H193ZM248 105V104H247ZM93 106V105H92ZM116 106V105H115ZM129 106V105H128ZM257 106V105H256ZM23 107V108H22ZM91 107V106H90ZM97 108L98 109V112H99V114L100 115H102V117H103V110H101V108ZM106 107V106H105ZM113 108H114V105L112 106ZM161 107V106H160ZM45 108H46V106H45ZM52 108L54 109V108H56V107H51V106H49V108L48 109H46V110H52ZM130 108V107H129ZM234 108V107H233ZM85 109V108H84ZM93 109V108H92ZM106 109V108H105ZM55 110V109H54ZM65 110V109H64ZM81 110V109H80ZM107 110H108V108H107ZM116 110H117V108H116ZM206 110V109H205ZM22 111V112H21ZM56 111V110H55ZM122 111V110H121ZM224 111H226V114H232V115H230V116H226V117H233V115H234V111H231V110H225L224 109ZM52 112H54V111H52ZM111 112V111H110ZM118 112V111H117ZM124 112H125V110H124ZM133 112V111H132ZM7 113H8V111H7ZM31 113L29 114L30 115V117L32 116L31 115ZM56 113V112H55ZM74 113V112H73ZM107 112H105V114H106ZM57 114V113H56ZM56 114L54 115V116H56ZM131 114V113H130ZM134 114H135V112H134ZM143 114V113H142ZM91 115V114H90ZM114 115V114H113ZM123 115V114H122ZM121 115V116H122ZM125 115H126V113H125ZM74 116V115H73ZM258 116V115H257ZM256 116V117H257ZM29 117V116H28ZM33 117V118H34ZM65 117V119L68 117V116H64ZM93 117H94V115H93ZM130 117H136L135 115H132L131 114V116ZM138 117H141V116H138ZM148 117V116H147ZM250 117V116H249ZM40 120H39V119ZM88 119V118H87ZM127 119V118H126ZM132 119V118H131ZM240 119V118H239ZM25 120V119H24ZM112 120V119H111ZM134 120V119H133ZM136 120V119H135ZM134 120V121H135ZM138 120V119H137ZM141 120V119H140ZM153 120V119H152ZM41 121V122H40ZM104 121V120H103ZM69 122H70V119H69ZM221 122L222 121H220V122H216V124L217 125H219V124H221ZM239 122V121H238ZM149 123V122H148ZM240 123V122H239ZM86 124V122H82V123H80V124H78V125H75L74 123H72V124H67L66 123V126L65 127H63L62 129L61 128H56L57 129V131H61L62 133H67V134H73L74 136L76 135L77 136V134H79V136L77 137V139L79 138V139H81V140H84V138L82 137V133H83V131H81V129L80 128H82V125H85ZM97 124V123H96ZM104 124V123H103ZM232 124V123H231ZM241 124H242V122H241ZM248 124V123H247ZM68 125L70 126V129H71V131H69V128H68ZM129 125V124H128ZM140 125V124H139ZM233 125V124H232ZM235 125V124H234ZM237 125V124H236ZM79 126H80V128H79ZM132 126V125H131ZM213 126V125H212ZM214 126H215V123H214ZM227 126V125H226ZM24 127H27V128H33L34 126L33 125H30L28 122H24ZM37 127H39V126H37ZM183 127V126H182ZM217 127V126H216ZM238 127V126H237ZM90 128V127H89ZM103 128H105L106 129V126H104ZM132 128V127H131ZM177 128V127H176ZM184 128V127H183ZM200 128V127H199ZM203 128V127H202ZM215 128V127H214ZM219 128V127H218ZM223 128H224V126H223ZM231 128H233L234 129V131L239 135V133H240V131H239V129H237L236 127H231ZM239 128V127H238ZM85 129V128H84ZM87 129V128H86ZM96 129V128H95ZM99 129V128H98ZM142 129V128H141ZM197 129V128H196ZM40 130H41V128H40ZM45 130V129H44ZM104 130V129H103ZM116 130V129H115ZM143 130V129H142ZM195 130V129H194ZM198 130V129H197ZM246 130V129H245ZM255 129L254 128H251V129H249V132H253ZM89 130H87V132H88ZM105 131V130H104ZM114 131V130H113ZM129 131V130H128ZM134 131V130H133ZM202 132H203V130H201ZM224 131H227L228 132V129H227V127L226 128H224ZM248 131V130H247ZM46 132H47V129H46ZM92 132V131H91ZM135 132V131H134ZM196 132V134H197V131H195ZM201 132V133H202ZM4 132H0V139L4 142L3 144H2V147L4 146V144H6L7 145V143H5V141L7 142L8 140H9V137L11 138V137H15V134L14 133H8V134H6V133H4ZM85 133H86V131H85ZM93 133V132H92ZM106 133V132H105ZM190 134H195V133H193V132H189ZM199 133V132H198ZM244 133V132H243ZM246 133V132H245ZM6 134V135H5ZM113 134V133H112ZM136 134V133H135ZM147 134H148V132H147ZM228 134V133H227ZM230 134V133H229ZM254 134V133H253ZM252 134V135H253ZM28 135V134H27ZM84 135H86V134H84ZM90 135H92L91 133H90ZM97 135V134H96ZM96 135H92L93 136V138H96ZM102 135H103V139H102V137L101 138H99V139H97L96 138V145H97V147H102V146H104V151L107 149V144L109 143V141H113L114 139H112V140H110L111 138L109 137L107 140H104V138L105 137H107V135L106 134H103L102 133ZM133 135H134V133H133ZM139 135V134H138ZM217 135H218V133H217ZM248 135V134H247ZM251 135V134H250ZM29 136V135H28ZM119 136V135H118ZM136 136V135H135ZM143 135H141V137H142ZM222 136V135H221ZM26 137V136H25ZM86 137V136H85ZM131 137H134V136H132V135H130V134H122V135H120V137H116V136H113V138H119L120 139V142L118 143V140H114L113 141V144H119V145H121V146H126V145H128L129 143H130V141H131ZM196 137V136H195ZM223 138H225V136H222ZM227 137V136H226ZM228 137H230V139L231 140H233V141H236V143L238 144L237 145V147L239 148V150L240 151H243L242 152V157H244V159H245V161L246 162H248V163H257V164H259L260 165V163L261 162H264V157H259V156H255V155H253V154H250V152H248L247 151V148L249 147V145L246 147V146H244V147H240V141L242 142V140H241V138L242 137H240V136H238V137H240V140L238 139H236L237 138V135L236 134H233V135H229ZM30 138V137H29ZM56 139L58 138V136L57 137H55ZM192 138H194V137H192ZM248 139L247 138V136L246 137H244V139ZM251 138H253L252 136H251ZM78 139V140H79ZM198 139V138H197ZM226 139V138H225ZM228 139V138H227ZM243 139V140H244ZM11 140V139H10ZM17 140V139H16ZM26 140V139H25ZM75 140V139H74ZM137 140H138V138H137ZM143 140V139H142ZM183 140V139H182ZM12 141V140H11ZM14 141V140H13ZM135 141V140H134ZM154 141V140H153ZM195 141V140H194ZM246 141V140H245ZM245 141L243 142V143H245ZM253 141V140H252ZM9 142V141H8ZM66 142V140H62V141H59V142H57L58 144H63L64 145V143ZM72 142H73V140H72ZM78 142V141H77ZM89 142V141H88ZM142 142V141H141ZM140 142V143H141ZM147 142H148V140H147ZM172 142H175V141H172ZM172 142H171V145L173 146V145H176L177 144V142H175V143H173L172 144ZM183 142H185V140L183 141ZM251 142V141H250ZM44 143V142H43ZM56 143V142H55ZM80 143V142H79ZM82 143V142H81ZM243 143H241V144H243ZM247 143H248V141H247ZM253 144H252V146H255L256 145V142L255 141H253L252 142ZM9 144V143H8ZM76 144V143H75ZM94 144V143H93ZM143 144V143H142ZM141 145V144H140ZM150 145H153L151 142H150ZM164 145H165V143H164ZM244 145V144H243ZM76 146V145H75ZM79 146V145H78ZM143 146V145H142ZM144 146H146V144L144 145ZM156 146H157V144H156ZM167 146V145H166ZM184 146H185V144H184ZM184 146H182V147H184ZM200 146V145H199ZM251 146V147H252ZM2 147H0V150H1V148ZM5 147V146H4ZM59 147V146H58ZM115 147H116V145H115ZM115 147H113V148H115ZM127 147V146H126ZM149 147V146H148ZM157 147H159V146H157ZM175 147V146H174ZM177 147H178V145H177ZM181 147V146H180ZM210 147V146H209ZM262 147V146H261ZM261 147H260V149H261ZM10 148H11V145H10ZM31 148V147H30ZM83 148H85V147H83ZM111 148V147H110ZM168 148V147H167ZM204 148L206 149V150H210V148L208 149L206 146H204ZM203 148V149H204ZM250 148V147H249ZM65 149V148H64ZM119 149V148H118ZM171 149V148H170ZM177 149V148H176ZM186 149H187V146H186ZM256 149V148H255ZM76 150H79L78 148L76 149ZM92 150H94V152H95V150H96V147H94V148H92ZM107 150H109V149H107ZM165 150H167V149H165ZM175 150V149H174ZM178 150V149H177ZM184 150V149H183ZM188 150V149H187ZM195 147H194V152L192 153L191 151V154H195ZM238 150V151H239ZM263 150V149H262ZM64 151L65 150H63V153H64ZM170 151V153L172 152V149L171 150H169ZM169 151H168V153H169ZM185 151V150H184ZM250 151H251V149H250ZM254 151V150H253ZM258 151V150H257ZM25 152V151H24ZM85 152V151H84ZM92 152V151H91ZM113 152V151H112ZM120 152H121V154L123 155V151L122 150H120ZM145 152V151H144ZM161 152V151H160ZM177 152V151H176ZM201 151H199L198 149H197V152L196 153H199V154H196L195 155V158H193L192 156H191V154H190V157L188 158V161H183V159L184 158H182V160L180 161L178 158V160L177 159H175L176 161H172L171 160V165H167L168 166V171H170V172H172V173H175L174 171H175V169H179V170H181V172H182V175L185 177V178H188V179H192L193 180V183L194 184H196V185H199V184H202V185H205V186H207L208 187V189H209V186L211 187V193H209L210 191H208V189H207V191H205V192H203V193H206V194H214L213 196H215V195H218L219 196V200H218V203H217V206L218 207H220V203H221V197H224V196H222L221 195V193L222 194H224V191H225V189L222 187V189L221 188H219V185L216 183L217 181H215V182H212L213 180H217L218 178H220V177H222L223 175H222V173H221V171L223 170V169H217V168H212V170H210L209 169V167H212L210 164V159L212 158L213 159V157L210 155V153H207V154H201L200 153ZM68 153V152H67ZM81 153H82V151H81ZM107 154V153H110V155H112V153H111V151L109 152V151H107V152H104V154ZM169 153V154H170ZM174 153V152H173ZM181 153V152H180ZM180 153H177V154H179L180 155ZM182 153H183V155H184V152L182 151ZM181 153V154H182ZM214 153V152H213ZM4 155V153L2 152V151H0V159H2L3 160V158H5L3 155ZM69 154V153H68ZM105 154V155H106ZM134 154V153H133ZM159 154V153H158ZM158 154H157V156H158ZM163 154V153H162ZM166 154V153H165ZM255 154V153H254ZM258 154H259V151H258ZM83 154H81V156H82ZM98 155V154H97ZM96 155V156H97ZM174 155H175V153H174ZM173 155V156H174ZM179 155H176V156H178L179 157ZM182 155V156H183ZM186 155H187V153H186ZM185 155V156H186ZM14 156H16V154H14ZM99 156H100V154H99ZM107 156V155H106ZM126 156V155H125ZM136 156V155H135ZM169 156H171V155H169ZM181 156V157H182ZM76 157V156H75ZM118 157V156H117ZM164 157H167V155H164L163 156V158ZM175 157V156H174ZM180 157V158H181ZM254 157V158H253ZM17 158V157H16ZM24 158V157H23ZM63 158V157H62ZM66 158V157H65ZM82 158V157H81ZM96 158V157H95ZM99 158V157H98ZM107 158V157H106ZM122 158H124L123 156H122ZM128 158H130V157H128ZM160 158H161V156H160ZM168 158V157H167ZM253 158V159H252ZM77 160H78V158H76ZM83 159V158H82ZM104 159V158H103ZM102 159V160H103ZM159 158H157V161L156 162H159V161H161V160H158ZM162 159V158H161ZM166 158H164V159H162V161L163 160H165ZM194 159V160H193ZM95 160V159H94ZM93 160V161H94ZM108 160H109V158H108ZM107 160V161H108ZM189 160H193V161H189ZM210 160V161H209ZM214 160V159H213ZM73 161H75V160H73ZM72 161V162H73ZM123 161V163L125 164V165H128L129 163H130V159L129 160H122ZM21 162V161H20ZM24 162V161H23ZM83 162V161H82ZM132 162H133V160H132ZM131 162V163H132ZM176 164H175V163ZM45 163V162H44ZM80 163H81V161H80ZM84 163V162H83ZM113 163V162H112ZM159 163H161V162H159ZM216 163V162H215ZM214 163V164H215ZM74 164V163H73ZM88 164V163H87ZM132 164H134V163H132ZM137 164H138V162H137ZM169 164V163H168ZM217 164V163H216ZM256 164V165H257ZM45 165V164H44ZM43 164H42V166H44ZM135 165V164H134ZM139 165V164H138ZM137 165V166H138ZM141 165V164H140ZM41 166V165H40ZM47 166V165H46ZM83 166V165H82ZM104 166V165H103ZM118 166V165H117ZM121 166V165H120ZM136 166V165H135ZM136 166V167H137ZM213 166H215V165H213ZM73 167H74V165H73ZM101 167H102V165H101ZM128 167H129V165H128ZM127 167V168H128ZM134 167V166H133ZM138 167H140V166H138ZM217 167H218V165H217ZM222 167V166H221ZM67 168V167H66ZM65 167H64V169H66ZM83 168V167H82ZM112 168V167H111ZM261 168H263L264 169V165H261ZM70 169V168H69ZM97 169V168H96ZM99 169V168H98ZM141 169H142V167H141ZM144 169V168H143ZM207 169H209V171L207 170ZM213 169H214V171H215V173H213L214 171H213ZM61 170V169H60ZM67 170V169H66ZM71 170V169H70ZM74 170H76V168L74 167ZM105 170V169H104ZM109 170V169H108ZM118 170V168L116 169V171ZM128 170V169H127ZM140 170V169H139ZM138 170V168L136 169V168H131L130 167V169L128 170L129 171V174H130V176L131 177H135V178H137L138 177V181H140V184H139V182L137 183V184H133L132 182H130L131 183V185H134L135 186V189H138L140 192H141V194L143 195V199H147V202L149 203V205L153 208V209H155V210H157L156 211V213L157 214H154L153 215V213L155 212V211H153L152 212V214H151V219L148 221V222H145L144 223V220L141 222V223H143V224H146L151 230H153L154 229V227H155V229L153 230V232L154 233H156V231L158 230H160L161 228V225H162V220H161V218H163L165 221L164 222H166V226L164 227L165 228V233L163 234V236L161 235V237L157 240V241H154V243L152 244V247H155L156 245H159V246H161L160 248H162V249H165V250H168V248H169V250L166 252V251H161L162 253H163V255H164V260H161V261H159V262H156V260L158 261V260H160V258H158V255L160 254V248H158L157 249V247H155L156 249L154 250V252H155V254L154 253H152V248H151V244H150V247H148V246H146L145 247V251H144V254H145V259L143 260V263L142 264H182L185 260H187V264H219L217 261L215 262L214 261V256H215V254L219 251V248H218V250H217V252L215 253V251H213L214 250V247L215 246H213L214 244H212L211 242H212V239H214V241H216L215 240V231H214V227H212V225L214 224L213 223V221H215L216 219L218 220L217 222H216V224H221V225H223V226H225V227H227L228 226V224H230L229 226H231L230 228V230L229 231H232V233H240L241 235H244V237L243 238H245V239H243L245 242L243 243V245L246 243L247 245H249L250 244V246H252V247H255V248H258V246L259 245H262V244H264V229L262 230L261 228H262V226H264V216H263V211H264V209H263V207L261 206V204H260V200L262 199V196H261V194L259 193V190L256 192L257 194H256V196H255V203L252 205V206H250L249 207V209L250 208H252V209H254V213L252 214L251 212H249V213H251V214H249V215H252V217L251 218H247V213H245L246 215H244V217H243V215H240V217H239V215H237L236 214V212H235V210L234 209H232V208H229V210H228V208L226 209V210H228L227 212H223L222 210L223 209H219V208H217V209H213L215 212L213 213V214H211V219L208 221V218H205V217H201V216H199V215H197V217H196V219L195 218H193L192 220H190L189 218H188V216H187V211L190 213V214H193L194 212L195 213H198V210H197V204H196V199H195V197H194V195H192V193H189V190L188 189H186V187H184V186H180V184H175V183H173V182H171L170 183V187H173L176 191H177V193L179 194V196L184 200V203L186 204V206L189 208L187 211H184V210H181L180 209V211H177L176 213H172V211L170 212V213H168L167 214V212H168V210L167 209H169V208H167L165 205H164V201L160 198V193L163 191H160L158 188L157 189H155V187L157 186V183H155L152 179H151V177L150 176H148L146 173V171H145V173H143V171H142V173L140 174L139 171ZM147 170V169H146ZM31 171V170H30ZM68 171V170H67ZM67 171H65V172H67ZM80 171V170H79ZM93 171V170H92ZM111 171V169L109 170V172ZM213 171V172H212ZM224 171V170H223ZM81 172L83 173V171L81 170ZM88 173L89 172H91V170L89 171H87ZM104 172V171H103ZM264 170H259V173L261 174V176H262V174L264 175ZM16 173L17 172H15V170L14 169H11V175H16ZM63 173V172H62ZM61 173V174H62ZM71 173V172H70ZM74 172H72L71 173V175L73 174ZM96 173H98V172H96ZM32 174V173H31ZM35 174V173H34ZM38 174V173H37ZM90 174V173H89ZM94 174V173H93ZM98 174H100V173H98ZM60 175V174H59ZM63 175V174H62ZM65 175H67V174H65ZM76 174H74L73 176H75ZM79 175H81V174H79ZM79 175H77V176H79ZM88 175V174H87ZM158 175V174H157ZM228 175H230L231 176V174L230 173H228ZM35 176V175H34ZM40 176H42V175H40ZM39 176V177H40ZM58 176V175H57ZM61 176V175H60ZM137 176V177H136ZM229 176V177H230ZM38 177V176H37ZM63 177V176H62ZM65 177V176H64ZM70 177V176H69ZM68 177V178H69ZM76 177V176H75ZM84 177V176H83ZM101 177V176H100ZM161 176L160 175H158V178H160ZM225 177H227V175L225 176ZM228 177V178H229ZM41 178V177H40ZM39 178V179H40ZM43 178H44V176H43ZM77 178H80V176L79 177H77ZM89 178V177H88ZM104 178V177H103ZM38 179V178H37ZM42 179V178H41ZM61 179V178H60ZM65 179H66V177H65ZM74 179V178H73ZM86 179V178H85ZM89 179H91V178H89ZM94 179H95V184L93 185V186H88V188H89V191H90V193L92 194V196H93V198L92 199H90V198H88V199H84L83 201H81V199H82V194L80 193H77V192H74L73 190H65V191H61L60 193H59V196H58V198L56 199L55 198V200L53 199V196H50V195H44L43 194V192H42V203L41 202H39L40 200L39 199H36L33 203H34V207H38L39 209H40V211H41V213L43 212H46V213H44V216L46 215L47 217H49L50 219L52 218V219H54L55 220V222L57 221H59V222H65L66 221V217H64L62 214H61V208L62 207H69V208H71L73 211H75V212H77V213H80V214H82V215H85L86 213H89V210H92V209H95V207H96V205H95V201L94 200H96L97 198L99 199H102V200H104V202H106V198H105V196H104V193L103 192H107L106 194H108V190H106V191H102L100 188H99V182L100 181H98V177L96 176V175H94ZM102 179V178H101ZM68 180V179H67ZM88 180V179H87ZM92 180V179H91ZM42 181V180H41ZM61 181V180H60ZM59 181V182H60ZM70 181V180H69ZM103 181V180H102ZM229 181V180H228ZM232 181V180H231ZM244 181V180H243ZM48 182V181H47ZM61 182H63V181H61ZM79 182V181H78ZM86 182V181H85ZM98 182V183H97ZM221 182V181H220ZM29 183V182H28ZM39 183V182H38ZM50 183V182H49ZM76 183H77V181H76ZM89 183V182H88ZM92 183V182H91ZM104 183V182H103ZM199 183V184H198ZM222 183V182H221ZM22 184V183H21ZM39 184H41V183H39ZM38 184V185H39ZM45 184V183H44ZM85 184V183H84ZM214 184V185H213ZM31 185V184H30ZM29 185V186H30ZM37 185V184H36ZM42 185V184H41ZM64 185V184H63ZM78 185H80L81 186V182H80V184H78ZM106 185V184H105ZM246 185V184H245ZM12 186V185H11ZM26 186H28V185H26ZM44 186V185H43ZM199 186H201V185H199ZM249 186H251V185H249ZM16 187V186H15ZM20 187H22V186H20ZM32 187H34V185H33V183H32V185L30 186V188H32ZM52 187H54L53 185H52ZM64 187V186H63ZM62 187V188H63ZM67 187V186H66ZM206 187V188H207ZM245 187V186H244ZM26 188V187H25ZM30 188H27V189H30ZM45 188V187H44ZM47 188V187H46ZM50 188V187H49ZM82 188V187H81ZM86 189H87V187H85ZM197 188V187H196ZM204 188V190L206 189L205 187H203ZM219 188V189H218ZM60 189V188H59ZM58 189V190H59ZM166 189V188H165ZM217 189V190H216ZM16 190V189H15ZM25 190V189H24ZM23 190V191H24ZM47 190H48V188H47ZM46 190V191H47ZM52 190V189H51ZM117 190V189H116ZM200 190H202V189H200ZM221 190H223V191H221ZM18 191V190H17ZM28 191V190H27ZM49 191V190H48ZM56 191V190H55ZM60 191V190H59ZM58 191V192H59ZM83 191V190H82ZM85 191H87V190H85ZM244 191V189L242 190V192ZM251 191V190H250ZM19 192H21V191H19ZM26 192V191H25ZM51 192V191H50ZM49 192V193H50ZM124 192V191H123ZM191 192V191H190ZM249 192V191H248ZM15 193V192H14ZM24 193V192H23ZM45 193V192H44ZM56 193V192H55ZM115 193V192H114ZM157 193H158V195H157ZM246 193V192H245ZM254 192L252 191V194H253ZM19 194V193H18ZM47 194V193H46ZM89 194V193H88ZM250 194V193H249ZM24 195H25V193H24ZM39 195V194H38ZM38 195H36L35 197H37V198H39V196ZM117 195H119V194H117ZM121 195H123V194H121ZM85 196V195H84ZM209 196V195H208ZM210 196H212V195H210ZM243 196H245V195H243ZM248 196V195H247ZM250 196V195H249ZM248 196V197H249ZM21 197V196H20ZM95 197H97L96 199H94ZM241 197H242V195H241ZM41 198V197H40ZM155 198V199H154ZM251 198H253V197H251ZM251 198H248V199H251ZM125 199V198H124ZM124 199H120L121 201H123ZM153 199V200H152ZM212 199H213V197H212ZM241 200V199H240ZM243 200H244V198H243ZM252 200V199H251ZM250 200V201H251ZM22 201V200H21ZM120 201V202H121ZM125 201V200H124ZM31 202V203H32ZM248 202H249V200H248ZM247 202V203H248ZM253 202H254V199H253ZM24 203V202H23ZM41 203V204H40ZM127 202H125V204H126ZM236 203V202H235ZM17 204H19V199L17 198V200L15 201V204L13 205V207L15 206V210L17 211H19V208H18V206H17ZM24 204H26V203H24ZM223 204V203H222ZM252 204V203H251ZM21 205H23V204H21ZM33 205V204H32ZM31 205V206H32ZM124 205V204H123ZM238 205V204H237ZM20 206V205H19ZM24 206H27V205H24ZM172 206V207H171ZM242 206H243V210L244 209H246L245 207H244V205L242 204ZM128 207V206H127ZM162 207L163 208H167V209H162ZM118 208V207H117ZM129 208V207H128ZM127 208V209H128ZM241 208V207H240ZM170 209L171 210H174L175 209V205L172 203L171 205H170ZM63 210V209H62ZM124 210H125V207H124ZM130 210V209H129ZM241 210V209H240ZM247 210V209H246ZM71 211V210H70ZM126 211V210H125ZM124 211V212H125ZM251 211V210H250ZM27 211H20V212H18L19 213V215H17V216H14V219H13V223H15L16 225H18V228H16V229H14L15 231H24V232H28V233H31V232H34V231H36V229L34 230V224H37L38 222H39V220H37L36 219V216L35 217H33V214L31 213V215L29 214V213H26ZM122 212V211H121ZM124 212H123V215H124ZM158 212H161V216L160 215H158ZM247 212H248V210H247ZM126 213H128V212H125V214ZM129 214V213H128ZM22 215L24 216V218H29V217H26V216H28V215H30V218L33 220V222L31 223V222H28L27 220L23 223V218H22ZM122 215V216H123ZM167 215V216H166ZM150 216V215H149ZM13 217V216H12ZM127 217H129V216H127ZM126 217V218H127ZM124 218V217H123ZM133 218H134V216H133ZM19 219V220H18ZM51 219V220H52ZM18 220V221H17ZM53 220V221H54ZM155 220V221H154ZM238 220H240V221H238ZM35 221V222H34ZM69 221V220H68ZM224 221V222H223ZM232 221V222H231ZM123 222V221H122ZM219 222V223H218ZM231 222V223H230ZM53 223V222H52ZM261 223H263V225H261ZM120 224H121V222H120ZM138 224H140L138 221H137V219L136 220H134V221H132V219H130L129 221H128V223L127 222H124L123 223V226L125 227V228H123V229H121V232H120V234H119V239H120V241L119 242H117V243H115V244H110L111 242H109L108 241V237H106V240H107V242H109V244H107V245H105L104 246V248L102 247L101 249H100V251H99V253L96 255V257H94V256H91L90 258H89V260H88V262H86V257H83V259L82 258H79V256H80V254L81 253H85V251L86 250H84V249H80L79 247H82L84 244H90V242L89 241H87L85 238L81 241V242H83L82 244H79V245H77L76 243V245L74 246V245H70L69 247H64V248H62L61 246V249H63L62 251H61V256H59V253L60 252H58V255H52V256H50V257H48L47 259L46 258H42L41 260H39V258L37 257L36 258V260H35V262H37V263H39V264H133L135 261H133V263H132V261L129 259V257L131 256V254H132V251L134 252V248H133V243H134V241H135V243L137 244V242H138V240L141 238V236L140 235H138V236H136L137 235V233H139V230L137 229V227H138ZM38 225V224H37ZM42 225V224H41ZM46 226H48V225H46ZM120 226V225H119ZM157 226H160L159 228L157 227ZM164 226V225H163ZM218 226V228L220 227V228H222L223 226H220V225H217ZM228 226V227H229ZM35 227H37V226H35ZM44 227V226H43ZM49 227V226H48ZM96 227H98V225L96 226ZM156 227L158 228V229H156ZM225 227H224V229H225ZM38 228V227H37ZM251 229V232L250 233H252V234H249V235H247V234H244V233H246V229ZM115 229H116V227H115ZM185 229V230H184ZM217 229V228H216ZM228 229V228H227ZM14 230H8V231H4V230H0V264H7V263H3V262H1L2 261V259H1V257L2 256H6L7 257V259H8V261H9V263L10 264H16V263H18L17 261H24L25 262V260L28 258V255L27 256H25V254H24V251H23V249L21 250V249H19L18 247L19 246H17V245H14L15 244V242H13V240L11 239V234H12V232L14 231ZM103 230V229H102ZM102 230H100V229H96V231H93V233H92V235H95V234H97L98 233V231H100L99 233H98V236H100L99 238H102L103 236H108V235H106L105 234V232H103ZM114 230V229H113ZM174 230H176L177 232L176 233H173V231ZM43 231V230H42ZM102 231V232H101ZM162 231V230H161ZM45 231H43V233H44ZM92 232V231H91ZM111 232V231H110ZM222 232H224V231H220V233H222ZM47 233H48V230H47ZM47 233L45 234L47 237H48V235H47ZM107 233V232H106ZM159 233V232H158ZM179 233V234H178ZM49 234V233H48ZM111 234V233H110ZM152 234V233H151ZM157 234V233H156ZM156 234H154V236L156 235ZM160 234V233H159ZM161 234H162V232H161ZM239 234V235H240ZM30 235V234H29ZM32 235V234H31ZM30 235V236H31ZM150 235V234H149ZM246 235H247V237H246ZM226 236V235H225ZM32 237H34V235L32 236ZM86 237V236H85ZM153 237V236H152ZM158 236H156V238H157ZM110 238L111 239H115V238H113V236H110ZM156 238H154V239H156ZM37 239V238H36ZM47 240V239H46ZM104 240V239H103ZM147 240H149V239H147ZM35 240L33 239L32 240V238H29V237H26L25 239H24V242L26 243V246L28 247L29 245H31L32 243H36V241L34 242ZM93 241V240H92ZM115 241V240H114ZM150 241V240H149ZM162 241V242H161ZM218 242V241H217ZM14 243V244H13ZM210 243H211V245H210ZM216 243V242H215ZM34 244H32V245H34ZM161 244V245H160ZM190 244H192L193 246H188V245H190ZM207 244H208V246H207ZM63 245H65V244H63ZM247 245H245V246H247ZM67 246V245H66ZM97 246V245H96ZM186 246H188L189 247V249L190 250H187V247ZM56 247V246H55ZM84 247V246H83ZM92 247V246H91ZM99 247V246H98ZM2 248H5L6 250L5 251H3L2 250ZM87 248V247H86ZM85 248V249H86ZM167 248V249H166ZM171 248V249H170ZM172 248H174L173 250H172ZM244 248V247H243ZM251 250V247L250 248H248V250ZM262 249V248H261ZM59 250V249H58ZM94 250H96L95 248H94ZM247 250V251H248ZM27 251V250H26ZM50 251L51 250H48V255H51L52 253H50ZM87 253L86 254H89L90 253V251H91V249H87ZM92 251H93V249H92ZM91 251V252H92ZM52 252V251H51ZM94 253V252H93ZM97 253V252H96ZM95 253V254H96ZM47 254V253H46ZM220 254V253H219ZM234 254V253H233ZM242 254V253H241ZM217 255H218V253H217ZM255 256V255H254ZM257 256H260V257H262V258H264V251H261V250H259V248L257 249ZM46 257V256H45ZM179 258V257H181V258H183L182 259V262L181 261H176V262H172V260L174 259V258ZM220 257V256H219ZM117 258V259H116ZM177 258V259H178ZM236 258V257H235ZM255 258V257H254ZM254 258H251V259H254ZM257 258V257H256ZM29 259H30V257H29ZM48 259H49V261H48ZM51 259V260H50ZM80 259H82V260H80ZM119 260L118 262L116 261V260ZM134 259V258H133ZM243 259H244V257H243ZM258 259V258H257ZM256 259V260H257ZM135 260V259H134ZM27 261V260H26ZM29 261V260H28ZM253 261V260H252ZM258 261V260H257ZM221 262V261H220ZM253 262H255L256 263V261H253ZM261 262H263V261H261ZM254 263V264H255ZM25 264V263H24ZM257 264V263H256Z\"/></svg>",
  "mask_w": 264,
  "mask_h": 264
}]
</instances>
